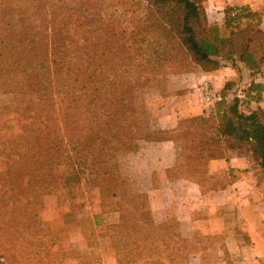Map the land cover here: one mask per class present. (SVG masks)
I'll use <instances>...</instances> for the list:
<instances>
[{
    "label": "trees",
    "instance_id": "1",
    "mask_svg": "<svg viewBox=\"0 0 264 264\" xmlns=\"http://www.w3.org/2000/svg\"><path fill=\"white\" fill-rule=\"evenodd\" d=\"M144 1L145 27L116 35L102 18L108 0H0V95L13 96L0 108V264H51L42 253L52 234L39 215L42 197L55 194L64 207L84 188L98 191L103 214L120 216L107 230L118 264L162 262L161 252L184 264L186 240L174 224H154L119 172L118 155L140 142L174 145L173 179L204 183L208 163L227 148H246L264 174L258 113L218 98L200 119L153 131L143 99L194 67L210 73L238 62L258 73L261 15L227 10L218 27L207 22L205 0Z\"/></svg>",
    "mask_w": 264,
    "mask_h": 264
},
{
    "label": "crops",
    "instance_id": "2",
    "mask_svg": "<svg viewBox=\"0 0 264 264\" xmlns=\"http://www.w3.org/2000/svg\"><path fill=\"white\" fill-rule=\"evenodd\" d=\"M203 8L208 24L218 27H222L227 10L259 13L264 34V0H205ZM185 77L186 101L178 100V112L162 110L151 124L153 131L173 130L178 120L202 117L204 107L194 98L200 96L203 86L228 104L236 100L245 115H264V65L252 74L241 63H225L219 70H195ZM251 86L258 88L255 91ZM176 158L171 142H140L136 150L119 156V172L129 192L145 199L154 224H174L186 240L192 252L184 264H264V174L250 152L227 148L224 158L208 163L206 180L200 185L168 177ZM51 213L45 210V223L52 234L64 235L65 244L61 246L74 248V243L81 246L89 241L97 254L84 258L65 250L58 255V264H118L107 231L118 224V213L103 214L99 209L94 213L99 215L92 217L95 221L90 235L80 219L68 224ZM71 234L78 236L77 242L67 240ZM54 258L50 256L49 260Z\"/></svg>",
    "mask_w": 264,
    "mask_h": 264
},
{
    "label": "rangeland",
    "instance_id": "3",
    "mask_svg": "<svg viewBox=\"0 0 264 264\" xmlns=\"http://www.w3.org/2000/svg\"><path fill=\"white\" fill-rule=\"evenodd\" d=\"M67 1H78V0H67ZM108 4H110L111 6L102 13V18L109 25L113 33H115L116 35L128 34L145 27L147 4L144 0H108ZM221 32H222L221 35L223 37H227V33L225 31H221ZM194 68L195 70H200L197 67ZM186 75L187 73L170 75L167 77L165 81H163V83L157 84L155 88H152L151 90L145 92L143 99L145 103V111L150 129H151V124L153 123V121H155L157 116L161 114L162 110H169V111L173 110L176 112L179 111L180 106L178 100L181 99L185 100L183 97L184 94L186 93V89L184 88L183 81H185ZM204 87L205 86H203V88ZM196 88L198 90L201 89V85L197 86ZM203 88H202V92H200V96H197L194 99L195 101L198 102V104L204 107V110L210 111V109L214 107V105L217 103L219 99L215 94L213 93L211 94L210 91L212 100L208 103H205L202 100ZM193 90L195 91L196 89L194 88ZM209 90L211 89L209 88ZM194 91L193 94L195 95ZM12 103H13L12 95H0V108H7L11 106ZM200 118L201 117L198 118L187 117L178 120L177 123L179 121H186L192 119L196 120ZM260 118L264 119V115ZM120 155H118V163H119ZM143 203L145 208H147L145 199H143ZM42 204H43V208L42 210L40 209L41 211H39V215L41 216V219L44 222H45V210L52 212L51 215L54 217L59 216L60 219L59 218L58 219L60 221L62 220L63 222L67 221L68 224L77 221V219H80V221L85 225V229H87L85 230L87 235H90L92 233L91 224L93 223V221H95V219L92 217H96L99 215V214L98 215L94 214L99 212L98 191L94 188L82 189V193L78 195L74 201L72 202L67 201L64 207H58L57 196L49 192L42 197ZM45 238L46 239L42 240L43 241L42 245L46 244V250H44L42 253L45 254V251H47L49 253V259L50 256L55 255L53 261L50 260L51 264H58L59 263V260H57L58 255H61L62 251L65 250L68 252V254L79 255L84 258H89V256L93 258L97 257V254L95 253V251H93L92 247L89 245L90 244L89 241L86 243L85 242L82 243L81 246H78V244L75 246L74 243L73 244L74 248L71 247L65 249L63 246H61L65 244L64 242L65 238L61 232L57 234H49V235L47 234ZM67 240L77 242L78 236L71 234L70 236L67 237ZM54 244H57L56 246L58 248H56L53 253L52 247L54 246ZM48 245L49 247L47 248ZM158 257L155 258H157V260L159 259L162 262L157 261V262H153L152 264H170L167 261H165L167 257L165 253L161 252V255ZM42 261L45 264L47 263L45 261V257L42 259ZM81 264H87V262H81ZM171 264H178V263H171Z\"/></svg>",
    "mask_w": 264,
    "mask_h": 264
},
{
    "label": "built area",
    "instance_id": "4",
    "mask_svg": "<svg viewBox=\"0 0 264 264\" xmlns=\"http://www.w3.org/2000/svg\"><path fill=\"white\" fill-rule=\"evenodd\" d=\"M202 100L205 102V103H208L210 102L212 99H211V94H210V90L207 86H205L203 88V93H202Z\"/></svg>",
    "mask_w": 264,
    "mask_h": 264
}]
</instances>
